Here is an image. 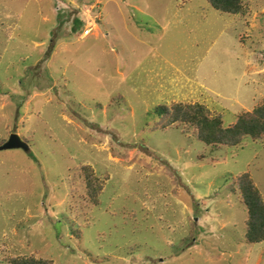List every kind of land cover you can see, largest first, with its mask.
<instances>
[{
  "label": "rangeland",
  "instance_id": "rangeland-1",
  "mask_svg": "<svg viewBox=\"0 0 264 264\" xmlns=\"http://www.w3.org/2000/svg\"><path fill=\"white\" fill-rule=\"evenodd\" d=\"M245 7L0 0V145L30 146L0 150V264H264L237 190L248 172L264 199V142L214 147L155 112L230 126L264 104V0Z\"/></svg>",
  "mask_w": 264,
  "mask_h": 264
},
{
  "label": "trees",
  "instance_id": "trees-1",
  "mask_svg": "<svg viewBox=\"0 0 264 264\" xmlns=\"http://www.w3.org/2000/svg\"><path fill=\"white\" fill-rule=\"evenodd\" d=\"M217 10L233 15L245 12V0H208ZM156 114L164 122L162 128L179 126L194 127V135L208 145L238 146L250 137L264 142V104L239 115L236 123L225 126L221 115L211 116L201 103L177 102L171 107L159 105ZM87 170V169H86ZM87 196L93 203L103 191V186L96 183L94 174L87 170L84 175ZM237 190L247 208L246 240L250 243L264 241V199L251 175L246 172L237 178ZM12 264H54L51 260L36 257H14Z\"/></svg>",
  "mask_w": 264,
  "mask_h": 264
},
{
  "label": "water",
  "instance_id": "water-1",
  "mask_svg": "<svg viewBox=\"0 0 264 264\" xmlns=\"http://www.w3.org/2000/svg\"><path fill=\"white\" fill-rule=\"evenodd\" d=\"M13 148H23L25 150H29L30 146L18 133H13L4 144L0 145V150Z\"/></svg>",
  "mask_w": 264,
  "mask_h": 264
},
{
  "label": "built area",
  "instance_id": "built-area-1",
  "mask_svg": "<svg viewBox=\"0 0 264 264\" xmlns=\"http://www.w3.org/2000/svg\"><path fill=\"white\" fill-rule=\"evenodd\" d=\"M90 32V29H86L85 33L88 34Z\"/></svg>",
  "mask_w": 264,
  "mask_h": 264
}]
</instances>
